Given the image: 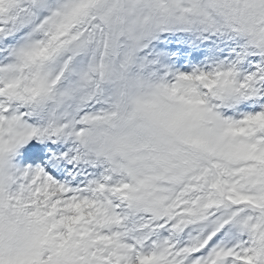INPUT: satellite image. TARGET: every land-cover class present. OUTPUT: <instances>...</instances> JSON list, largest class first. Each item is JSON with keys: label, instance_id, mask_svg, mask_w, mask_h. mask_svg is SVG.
Instances as JSON below:
<instances>
[{"label": "snow or ice", "instance_id": "obj_1", "mask_svg": "<svg viewBox=\"0 0 264 264\" xmlns=\"http://www.w3.org/2000/svg\"><path fill=\"white\" fill-rule=\"evenodd\" d=\"M0 264H264V0H0Z\"/></svg>", "mask_w": 264, "mask_h": 264}]
</instances>
